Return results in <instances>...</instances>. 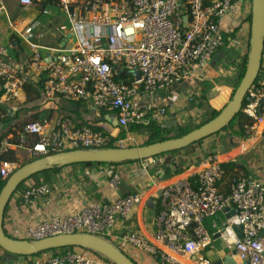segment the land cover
<instances>
[{"label":"built area","instance_id":"2783aa9c","mask_svg":"<svg viewBox=\"0 0 264 264\" xmlns=\"http://www.w3.org/2000/svg\"><path fill=\"white\" fill-rule=\"evenodd\" d=\"M17 3L21 11L50 3L59 9L65 21L57 24L52 20L31 21L20 26L7 19L10 33L27 45L29 55L21 64L10 63L4 56L13 43L11 40L0 43L1 102L10 104L20 99L24 72H28L42 76L44 96L89 101L96 108L114 112L117 126L125 130L161 121L166 108L142 109L139 96L153 95L191 77L226 44L239 45L251 9V0H17ZM1 13L6 14V8L0 2ZM41 13L51 15L50 7L42 6ZM226 16L238 21L228 30L224 25ZM239 25L243 29L231 35ZM47 35L55 41L48 42ZM131 71H137L139 78ZM115 74H127L126 81H116ZM241 112L250 120L243 126L245 136L250 137L257 126L264 132V82L247 90ZM2 117L0 107V121ZM28 135L34 137L33 142H26ZM124 141H113L109 133L89 124L76 125L67 115L54 127H49L45 119L29 121L20 127L16 142L8 137L0 140V177L7 179L18 168L15 161L3 158L15 146H25L31 158L36 159L67 150L106 148L111 143L124 147ZM224 176L221 162L211 157L193 182L176 177L162 186L159 207L152 218L151 239L136 230L112 232L116 223L125 220L144 198L136 192L112 201H89L65 215H43L36 223L25 224L21 229L24 237L20 239L88 233L108 240L121 251L131 246L147 252L159 264H187L183 257H192L218 235L247 264H264V183L235 174L228 179V190L222 192L219 185ZM119 182L120 174L111 170L109 187L115 189ZM51 192L49 183L29 181L19 197L22 204L31 205ZM226 211L229 216L220 223L212 221L209 232L204 219ZM234 226H241L240 238ZM44 252L36 264H113L81 247Z\"/></svg>","mask_w":264,"mask_h":264},{"label":"crops","instance_id":"0c3cea01","mask_svg":"<svg viewBox=\"0 0 264 264\" xmlns=\"http://www.w3.org/2000/svg\"><path fill=\"white\" fill-rule=\"evenodd\" d=\"M0 2L6 8V14H0V43L12 41L13 47L8 50L4 58L13 64L23 63L29 55V49L25 43L10 33L7 28L8 18L20 26L31 21L45 23L52 20L55 24L65 21L59 9L50 3L33 5L30 9L21 11L17 0H0ZM42 6L50 7L51 15L42 14ZM236 18L234 17L235 20ZM231 19V17H225V30L238 23V21H231ZM46 40L51 43L55 41L51 35H47ZM244 46L246 45H242L240 49L245 48ZM230 48L229 45L220 48L191 77L176 81L153 95L141 94L138 101L142 109L149 110L163 106L166 108V113L162 116L161 121H153L149 124L150 126L138 128H132L135 127L132 126L127 130L117 126L114 112L96 108L89 101L44 96L42 76L38 77L23 71L25 82L20 99L10 104H4L0 99V107L3 110V117L0 121V140L8 137L12 142H16L19 129L26 122L45 119L49 127H54L61 117L67 115L73 119L76 125L89 124L103 129L112 136L113 141L125 139V146L138 145L135 143L139 139L145 138L144 140H146L149 137L152 124L172 129L179 125H187L181 122L187 117L195 115L204 106L219 111L218 109L231 96L232 90L235 89L241 79L239 72L241 73L240 61L242 57L240 55L243 54L241 51L238 52V48L236 50ZM262 58L264 63V54ZM226 65L231 66L232 69H225L228 73L226 74L230 77L228 81L220 84L225 87V91L221 90L218 84L216 85V94L214 89L205 93L206 85L213 84V80L218 79L219 74L222 73V68L227 67ZM232 86L235 87L232 88ZM223 94L225 95L220 99ZM243 116L245 115L243 114ZM16 122L18 125H15ZM222 131L223 129L182 149L149 157L152 158V162L148 161V158H144L117 164L106 163L87 166L76 163L42 174L41 179L51 177L54 181L51 185L52 192L31 205H24L19 197L23 188L17 189L6 205L2 227L10 237L23 238L21 229L25 224L36 223L43 215H65L77 211L89 201H112L117 197L136 192L141 193L144 198L133 207L125 220L116 223L112 232L136 230L151 239L154 234L152 218L159 207L158 192L161 187L176 177L195 180L196 175L211 157L217 158L222 165L226 163L239 164L224 176L219 185L222 192L228 190V179L230 178L228 176L231 174L253 177L264 183V132L260 126L253 130L250 137H237L227 131L228 136L235 139L234 143H230L232 140L229 137L230 140L222 136L216 137ZM128 137H132V139L126 140ZM33 140L34 137L28 135L26 142L31 143ZM3 157L15 161L18 167L31 159L25 146H15ZM111 170L120 174V182L115 189L108 185ZM29 181H34V179L30 178ZM230 211L232 212V210ZM228 214L229 211L220 212L218 217L205 218L204 226L209 232H212V221L215 220L220 223ZM233 250L215 235L210 245L200 249L192 257L183 258L188 261L187 264H214L215 260ZM123 251L138 264H149V260L143 256L142 251L131 246H126ZM49 252L54 251L49 250ZM43 253L23 256L0 249V264H36L39 256ZM150 256L152 257V264H159L152 255ZM234 257L236 263L242 261L236 251Z\"/></svg>","mask_w":264,"mask_h":264},{"label":"water","instance_id":"95a60500","mask_svg":"<svg viewBox=\"0 0 264 264\" xmlns=\"http://www.w3.org/2000/svg\"><path fill=\"white\" fill-rule=\"evenodd\" d=\"M249 34V50L244 72L239 83L217 115L203 124L178 137L124 147L113 146L101 149L61 151L36 158L19 166L6 179L0 190V248L11 254L29 256L54 249L81 247L98 253L113 264H136L108 240L88 233L60 234L38 240L10 237L2 229L6 205L18 186L24 181L34 174L49 170L55 166L62 167L76 163H116L149 158L182 149L222 130L241 111L244 96L253 85L261 66L264 47V0H251ZM130 73L135 78H139L137 71H131ZM158 196H160V191ZM233 229L240 238L242 236L241 226H234ZM234 255V250L226 253L215 260L214 264H247L246 260L236 263Z\"/></svg>","mask_w":264,"mask_h":264},{"label":"trees","instance_id":"16d2710c","mask_svg":"<svg viewBox=\"0 0 264 264\" xmlns=\"http://www.w3.org/2000/svg\"><path fill=\"white\" fill-rule=\"evenodd\" d=\"M247 20L250 22V13H249V15L247 17ZM238 27L239 26H237L235 28V30L231 33V35H234V33H235V31H237ZM226 36H230V34L225 35V37ZM248 50H249V41H248ZM247 54H248V51L246 53V57H247ZM263 54H264V47H263ZM243 72H244V69H243ZM243 72H242V74H243ZM242 74H241V76H242ZM126 76H127V74H125V75H123V74H115L114 78H115L116 81H120V80L126 81ZM261 82H264V63H263V58H262V61H261V66H260L258 75H257L253 85L261 84ZM217 113H218L217 110H213L209 119L213 118L215 115H217ZM37 120H42V119H37ZM247 123H250L249 118L243 116L242 112L240 111L233 118V120L226 127L223 128V130H227L231 134H233L234 136H237V137L245 136V132H244L243 126L245 124H247ZM138 127L139 126L132 127V128H138ZM95 128H97V127H95ZM190 130H191V128H189V126H187V125H179L176 128L170 129V128H162V127H160L158 125L152 124L151 125V133H150L149 137L145 140V142L142 143V144H147V143H151V142H155V141H158V140H163V139L171 138V137H178V136H181V135L187 133ZM172 131H174V134L170 135ZM113 146H114L113 143H111L108 147H113ZM34 159L35 158H31L27 162H30V161H32ZM117 163H121V162H116V163L111 162L109 164H117ZM100 164H106V163H81V165H87V166L88 165H100ZM237 165H239V164L238 163H226V164H223L222 166L224 167L225 175H226V173L228 171H231L233 169V167H235ZM58 168H60V167L55 166V167H53V168H51L49 170L43 171L41 173L34 174L30 178H33L36 181H40L42 174H47V173H49V171H55ZM231 176H233V174L229 175L228 178L231 177ZM5 181H6V179H2L0 177V190H1L2 186L4 185ZM47 181H50V179L47 178ZM190 181L193 182L194 180L190 179ZM23 183L21 185H19L17 189L21 188L23 186ZM2 229H3L4 233L7 234L3 227H2ZM56 250L57 249H54V250H51V251H56Z\"/></svg>","mask_w":264,"mask_h":264},{"label":"rangeland","instance_id":"374dc122","mask_svg":"<svg viewBox=\"0 0 264 264\" xmlns=\"http://www.w3.org/2000/svg\"><path fill=\"white\" fill-rule=\"evenodd\" d=\"M250 13V12H249ZM249 13L247 14V16H246V21H245V29H244V31H243V37H242V39H241V41H240V44L239 45H237V46H233L232 47V45H230V44H228L229 45V47H231L230 49L232 50V49H234V50H236L237 48L239 49L238 50V52H240L241 51V53L243 54L242 56L240 55V57H242V60L240 61L241 62V64H240V67H241V73L239 72V74H240V76H241V74H242V72H243V69H244V67H245V64H246V59H247V57H246V53H247V51H248V39H249V24H250V22L247 20V17H248V15H249ZM240 26V28L238 27L237 28V30H239V29H241V27H242V25H239ZM229 43V42H228ZM227 45V44H226ZM242 45H246V46H244L245 48H242V49H244L243 51H242V49H240V47L242 46ZM230 65V64H229ZM227 66V65H226ZM225 69L226 70H231L232 68H231V66H227V67H224V68H222V73H220L219 74V77H218V79H216V80H213V84H209V85H206V89H205V93H209L212 89H214L215 90V94L217 93V88H216V85H218L219 84V88L221 89V90H224L225 91V87H223V85L221 86L220 84H222V83H225L226 81H228V78L230 77V76H228L227 74V72L225 71ZM227 73V74H226ZM230 74V73H229ZM238 77H239V75H238ZM235 85V84H234ZM236 86V85H235ZM234 86V87H235ZM233 86H232V88H234ZM219 89V90H220ZM233 91V90H232ZM225 94H223V95H221L220 96V99H222V97L224 96ZM231 95V94H230ZM230 97H228V99H229ZM227 99V100H228ZM226 100V101H227ZM219 103V102H218ZM217 107H218V105H217ZM222 108V107H221ZM221 108H219L218 110H220ZM213 110H216V109H214V108H212V107H207V106H204L202 109H200L199 110V112H196L195 113V115H193V116H190V117H187L183 122H181L182 124H187L188 126H189V128H195V127H197L198 125H201V124H203L205 121H207L209 118H210V116H211V114H212V111ZM18 121V120H17ZM20 122V121H19ZM15 125H18V123L16 122V124ZM172 134H174V131H172L171 132V134L170 135H172ZM229 134H228V132H227V130H223L222 132H220L218 135H216V137H219L220 138V136H222L223 138H226V139H231L232 140V142L230 141V143H234L235 142V139L234 138H232V137H229L228 136ZM230 136H232V135H230ZM229 137V138H228ZM145 139V138H144ZM144 139H139L135 144H142V143H144L145 142V140ZM229 139V140H230ZM27 163V162H26ZM19 166H21V165H19ZM49 179H50V181H47V178H44V179H40V181H36V180H34V181H36V182H46V183H49L50 185H52V183H54V181L51 179V177H48ZM28 180H30V178L29 179H27V182L25 181L24 183H23V186L21 187V189L22 188H24V186L26 185V183H28ZM46 252H48V253H50L49 251H46ZM143 256L147 259V260H149V264H152L153 262H152V257L147 253V252H143ZM131 260H133V262H135L136 264H138L134 259H131Z\"/></svg>","mask_w":264,"mask_h":264},{"label":"bare ground","instance_id":"6f19581e","mask_svg":"<svg viewBox=\"0 0 264 264\" xmlns=\"http://www.w3.org/2000/svg\"><path fill=\"white\" fill-rule=\"evenodd\" d=\"M183 259V258H182ZM183 261L185 262V263H187L188 261L187 260H185V259H183Z\"/></svg>","mask_w":264,"mask_h":264}]
</instances>
